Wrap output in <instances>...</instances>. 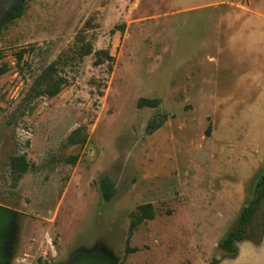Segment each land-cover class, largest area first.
Here are the masks:
<instances>
[{
	"label": "rangeland",
	"instance_id": "rangeland-1",
	"mask_svg": "<svg viewBox=\"0 0 264 264\" xmlns=\"http://www.w3.org/2000/svg\"><path fill=\"white\" fill-rule=\"evenodd\" d=\"M262 11L264 0H24L0 30L5 264H70L81 251L111 264H264V239L239 243L236 259L218 250L264 171ZM52 64L65 87L29 101ZM157 117L168 120L149 136ZM80 128L86 142L68 146ZM11 157L30 166L16 184ZM145 205L154 219L129 235Z\"/></svg>",
	"mask_w": 264,
	"mask_h": 264
},
{
	"label": "trees",
	"instance_id": "trees-1",
	"mask_svg": "<svg viewBox=\"0 0 264 264\" xmlns=\"http://www.w3.org/2000/svg\"><path fill=\"white\" fill-rule=\"evenodd\" d=\"M23 14V6L16 13L11 15L12 19L20 18ZM90 54V51H89ZM108 61H112L106 53H101ZM1 60V56H0ZM98 64V62H97ZM5 69L0 67V75L5 73ZM65 87L64 80L59 76V69L55 64L50 65L36 79L33 87L28 95L29 101H34L39 98H52L57 96ZM160 105L159 100L140 99L138 108H157ZM168 117L155 118L151 120L146 127V134L153 135L160 130L167 122ZM83 129H77L67 139V145L72 146L80 143H85L87 136L82 134ZM76 162V159H74ZM11 174L14 176L15 184L18 183L22 176L30 170V166L24 157H11L9 161ZM101 191L106 202L111 201L116 195L114 183L104 178L101 181ZM155 217V212L152 205H145L138 208L133 215L129 227V235H132L135 228L146 220H152ZM264 239V171L254 181L252 188L251 199L242 207L236 227L232 229L226 237L218 244V250L223 252V260L236 259L239 256L238 244L243 242H251L256 246H260ZM137 249L133 250L136 252ZM12 253V246L9 249ZM222 260H216L213 264H221Z\"/></svg>",
	"mask_w": 264,
	"mask_h": 264
},
{
	"label": "water",
	"instance_id": "water-1",
	"mask_svg": "<svg viewBox=\"0 0 264 264\" xmlns=\"http://www.w3.org/2000/svg\"><path fill=\"white\" fill-rule=\"evenodd\" d=\"M14 215L8 209L0 206V264H5L9 259L10 228ZM70 264H111L103 254L87 253L81 251L75 255Z\"/></svg>",
	"mask_w": 264,
	"mask_h": 264
},
{
	"label": "flooded vegetation",
	"instance_id": "flooded-vegetation-1",
	"mask_svg": "<svg viewBox=\"0 0 264 264\" xmlns=\"http://www.w3.org/2000/svg\"><path fill=\"white\" fill-rule=\"evenodd\" d=\"M24 5V0H0V30L11 21V15Z\"/></svg>",
	"mask_w": 264,
	"mask_h": 264
},
{
	"label": "crops",
	"instance_id": "crops-1",
	"mask_svg": "<svg viewBox=\"0 0 264 264\" xmlns=\"http://www.w3.org/2000/svg\"><path fill=\"white\" fill-rule=\"evenodd\" d=\"M261 14H262L263 17L261 19H259V20H263L264 21V12L262 11ZM253 19L254 18H251L249 21H251ZM237 24H235L234 22H231V24L228 27L233 29V27H235ZM252 29H254L255 32L261 31V33H263L264 32V22L261 23L260 25L256 23L255 27H253ZM215 62H216V60H215ZM251 92L252 91L251 90L249 91V88L247 86H245L244 89H243V93L241 94L240 92H236V95H239V94H241V95H249Z\"/></svg>",
	"mask_w": 264,
	"mask_h": 264
}]
</instances>
